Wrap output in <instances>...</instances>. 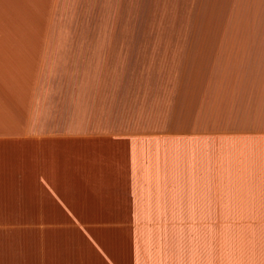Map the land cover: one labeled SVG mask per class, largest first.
<instances>
[{
  "label": "crops",
  "instance_id": "crops-1",
  "mask_svg": "<svg viewBox=\"0 0 264 264\" xmlns=\"http://www.w3.org/2000/svg\"><path fill=\"white\" fill-rule=\"evenodd\" d=\"M75 2L0 0V264H264V0H103L134 45L66 41ZM85 50L165 96L127 119Z\"/></svg>",
  "mask_w": 264,
  "mask_h": 264
},
{
  "label": "rangeland",
  "instance_id": "rangeland-1",
  "mask_svg": "<svg viewBox=\"0 0 264 264\" xmlns=\"http://www.w3.org/2000/svg\"><path fill=\"white\" fill-rule=\"evenodd\" d=\"M102 3L103 0H96L94 7L89 0L85 2L80 0V3L75 2L73 15L64 19L65 40L89 45L119 44L120 42H124V44H136L139 35L114 32L116 25H120L122 22H120V18L114 16L105 18L99 10ZM90 5L93 7L91 12H89ZM128 21L129 19H126V21L123 19V22L126 24ZM111 25H115V27L110 28ZM83 52L82 63L75 65V67L68 66V69L72 67L73 69L75 68V73L89 72L92 74L93 81L84 83L81 80V85L92 86L95 83L99 84L102 79L106 80V92L99 93V90L97 91L99 101H102L104 98L101 99V97L106 94L108 102L109 96L112 95L114 111L118 110L119 108L117 107H120L122 104L125 106V103H128L127 114L125 116L129 120L146 118L147 113L152 110V105L154 104L152 102L153 97L156 96L158 99L167 90L169 67L145 66L136 62L130 64L132 60H115L113 57H116V51L111 52L110 50H106L107 58L112 57L113 60H108L109 62L107 61L108 63L106 64L97 59V62L93 63L89 62L91 61L90 57L93 58L92 54H89L92 51L85 50ZM119 56H121V51L119 52ZM129 61L130 63L126 64ZM93 74H97V76L95 77ZM81 77L82 79H87L84 76ZM91 95L94 98V91L91 92ZM158 103L157 100L155 104Z\"/></svg>",
  "mask_w": 264,
  "mask_h": 264
}]
</instances>
